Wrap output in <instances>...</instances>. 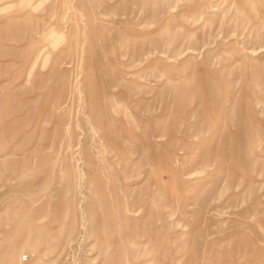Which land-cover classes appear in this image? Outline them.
Wrapping results in <instances>:
<instances>
[{"label": "rangeland", "instance_id": "374dc122", "mask_svg": "<svg viewBox=\"0 0 264 264\" xmlns=\"http://www.w3.org/2000/svg\"><path fill=\"white\" fill-rule=\"evenodd\" d=\"M0 264H264V0H0Z\"/></svg>", "mask_w": 264, "mask_h": 264}]
</instances>
